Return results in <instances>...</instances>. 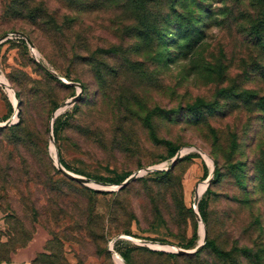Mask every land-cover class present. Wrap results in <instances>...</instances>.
Wrapping results in <instances>:
<instances>
[{
  "label": "rangeland",
  "instance_id": "obj_1",
  "mask_svg": "<svg viewBox=\"0 0 264 264\" xmlns=\"http://www.w3.org/2000/svg\"><path fill=\"white\" fill-rule=\"evenodd\" d=\"M0 39V264H264V0H0Z\"/></svg>",
  "mask_w": 264,
  "mask_h": 264
},
{
  "label": "water",
  "instance_id": "obj_2",
  "mask_svg": "<svg viewBox=\"0 0 264 264\" xmlns=\"http://www.w3.org/2000/svg\"><path fill=\"white\" fill-rule=\"evenodd\" d=\"M1 40V39H0ZM29 43V42H28ZM80 97V94L79 93H77L75 96H73L71 99H69V101H68V103L69 104H73V103H75L77 100H78V98ZM15 116L16 117H18V115H19V111H18V109L16 108V110H15ZM56 117V114H53L52 115V118H51V122H50V138L52 139V140H54L53 139V135H52V124H53V119ZM10 123H8V121L7 122H5L4 124H1L0 126H6V125H9ZM176 159H177V156L175 155L174 157H173V160H172V164H174V162L176 161ZM55 163H56V166L58 167V169H60L65 175H67V176H69V177H72V178H74V179H76V180H79V181H85L86 179H85V177H83V176H80V175H76V174H72L71 172H69L68 170H66L64 167H62V165L58 162V159H56V161H55ZM213 171H214V167H213V169H212V174H211V178L213 177ZM130 179L131 178H128V179H126L125 181H123L119 186H118V188H121L122 186H124V185H126L129 181H130ZM209 181H210V179H209ZM208 181V182H209ZM194 211H195V209H194ZM198 213V212H197ZM204 244V240L202 241V243L200 244V245H198L193 251H191L192 253H194L195 251H197L202 245Z\"/></svg>",
  "mask_w": 264,
  "mask_h": 264
},
{
  "label": "trees",
  "instance_id": "obj_3",
  "mask_svg": "<svg viewBox=\"0 0 264 264\" xmlns=\"http://www.w3.org/2000/svg\"><path fill=\"white\" fill-rule=\"evenodd\" d=\"M41 64V63H40ZM55 122H56V120L54 121V124H55ZM1 128V130H19L20 132H22L23 131V127H21V123L18 121L17 123H15V124H11V125H6V126H2V127H0ZM54 134H55V131H56V128H54ZM177 150H178V148H173L172 150H171V156H174L175 155V153L177 152ZM219 177V170H218V168H217V165L215 166V169H214V173H213V177H212V179L211 180H215V179H217ZM124 178H122L121 180H119L118 181V183H120L122 180H123ZM90 191L91 192H98V191H96V190H92V189H90ZM209 241H206L205 242V244H203L204 246H209L211 243H208ZM197 252V251H196ZM223 254V253H222ZM123 256V258L125 259V260H127V257L125 256V255H122Z\"/></svg>",
  "mask_w": 264,
  "mask_h": 264
},
{
  "label": "built area",
  "instance_id": "obj_4",
  "mask_svg": "<svg viewBox=\"0 0 264 264\" xmlns=\"http://www.w3.org/2000/svg\"><path fill=\"white\" fill-rule=\"evenodd\" d=\"M16 37H20V34L19 33H9L7 35V38H16ZM29 50H30V53L31 55L39 62L40 60V54H37L35 49H32L30 48V45H29ZM0 87L4 90H9L8 89V84L7 82L4 80L3 76L0 74Z\"/></svg>",
  "mask_w": 264,
  "mask_h": 264
},
{
  "label": "crops",
  "instance_id": "obj_5",
  "mask_svg": "<svg viewBox=\"0 0 264 264\" xmlns=\"http://www.w3.org/2000/svg\"><path fill=\"white\" fill-rule=\"evenodd\" d=\"M30 250H31V247H25L23 249H20L18 251V253L16 254V260L17 262H22L24 260H27L30 258ZM15 261V260H14Z\"/></svg>",
  "mask_w": 264,
  "mask_h": 264
},
{
  "label": "bare ground",
  "instance_id": "obj_6",
  "mask_svg": "<svg viewBox=\"0 0 264 264\" xmlns=\"http://www.w3.org/2000/svg\"><path fill=\"white\" fill-rule=\"evenodd\" d=\"M182 153H183V152H182ZM178 155H181V154L179 153ZM209 162H210L211 167H212V169H213V167H214L213 162H212L210 159H209ZM211 174H212V171H211ZM209 179H211V175H210V178H209ZM209 179H208V181H209ZM208 181H207V182H208ZM202 186L204 187V186H205V183H203ZM203 187L197 191V195H199V194L202 192ZM115 260H116V263H117V264H126V263L123 261V259H122L118 254H116V253H115Z\"/></svg>",
  "mask_w": 264,
  "mask_h": 264
}]
</instances>
